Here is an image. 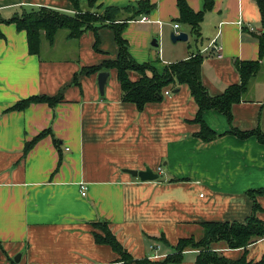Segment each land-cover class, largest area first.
Here are the masks:
<instances>
[{
	"label": "crops",
	"instance_id": "obj_1",
	"mask_svg": "<svg viewBox=\"0 0 264 264\" xmlns=\"http://www.w3.org/2000/svg\"><path fill=\"white\" fill-rule=\"evenodd\" d=\"M138 1L98 0L95 6L101 13L108 6L136 7ZM147 1L154 10L127 21L122 32L137 64L160 73L199 54L201 84L216 96L240 83L236 62L257 61L260 68L247 92L231 107L230 121L214 110L201 114L216 135L203 142L195 137L198 108L187 85L165 88L160 101L138 110L121 100L114 69L105 71L103 94L97 85L100 72L80 73L117 57L111 29L88 31L78 39H68L65 30L64 51L55 55L60 30L52 44L43 41L39 54L30 55L25 32L6 21L40 7L70 14L73 7L67 0H0V264H123L108 245L95 243L91 224L98 221L108 223L130 255L129 264H161L180 239L200 240L202 224L243 223L251 214L248 193L264 188V145L255 136L230 132L264 135V52L259 55L258 46L264 17L255 0H214L197 38L189 26L174 22L176 0ZM186 2L194 12L202 8V0ZM79 3L86 9L87 0ZM142 17L147 21L140 23ZM172 33H185L187 41L172 43ZM40 95L62 100L52 107L34 103L8 111ZM43 131L47 135L24 154L25 143ZM145 168L158 179L141 182L124 173ZM79 183L86 185L84 197ZM256 203L264 222V196ZM151 245L159 248L152 251ZM212 249L231 261L244 251L222 242ZM246 251L247 261L264 260V238ZM197 253L184 251L179 264H194Z\"/></svg>",
	"mask_w": 264,
	"mask_h": 264
},
{
	"label": "trees",
	"instance_id": "obj_2",
	"mask_svg": "<svg viewBox=\"0 0 264 264\" xmlns=\"http://www.w3.org/2000/svg\"><path fill=\"white\" fill-rule=\"evenodd\" d=\"M73 7L74 13H65L49 8L40 7L30 11H23L20 15L12 16L9 24L15 25L17 31H23L26 35L27 50L30 55H38L43 41L52 44L55 35L60 30L68 32V39H78L88 31L95 32L99 28L111 29L114 41L117 46V57L114 60L103 61L100 65L86 67L80 73H98L114 69L121 90V100L135 105L138 110H142L148 103L158 102L162 99V91L167 87L185 84L189 89L190 96L197 105V113L194 122L200 125V130L195 134L196 138L203 142H210L216 138L201 120L204 111L214 110L225 115L228 121L231 120L230 110L234 104L240 103L247 92L250 81L257 74L260 65L255 62H236V67L240 77V83L227 87L219 95L211 96L201 84V63L202 56L199 54L187 60L169 64L162 72H157L149 64H137L128 53L127 42L122 38V32L126 22L134 20L143 15H149L155 8L147 0H140L136 7L118 8L108 6L101 13L95 6L98 0H87L86 9H82L79 0H67ZM259 11L264 17V0H255ZM214 0H202V8L199 12H194L188 6L186 0H176L178 18L174 22L189 26L191 32L198 38L199 27L205 12L213 9ZM122 14L127 17L121 19ZM98 39L95 40V46ZM259 55L264 52V33L258 38ZM137 75L136 80L130 78V74ZM76 79V76L74 80ZM76 81H74L75 83ZM61 95L53 97L40 95L23 99L10 107L8 111H22L34 103H45L50 107L61 102ZM232 134L239 138L255 136L259 143L264 145V135L259 130L249 132H239L231 129ZM47 135L43 131L24 145L23 153H27L33 145ZM252 201V212L241 222H211L202 224L203 237L195 241L192 238L180 239L172 248L173 253L168 255L161 264H179L183 259V252L186 250L198 251L194 264H264V260L250 262L246 260L247 248L259 239L264 238V222L257 217L261 211L256 203L257 196H264V188L248 193ZM93 227V238L95 243L108 245L119 255L123 264H129L132 259L126 250L120 245L112 234L106 221H98L91 224ZM222 242L227 248L243 249V255L235 261L226 259L222 254L212 249L214 243ZM147 263L139 261L136 264Z\"/></svg>",
	"mask_w": 264,
	"mask_h": 264
},
{
	"label": "water",
	"instance_id": "obj_3",
	"mask_svg": "<svg viewBox=\"0 0 264 264\" xmlns=\"http://www.w3.org/2000/svg\"><path fill=\"white\" fill-rule=\"evenodd\" d=\"M170 41L172 43L176 42H185L187 41V35L185 33H178L177 35L172 33L170 35ZM156 39H154L151 43V46L156 47L157 44L155 43ZM108 77V72H100L97 76V85L100 94H103V89L106 84V80ZM124 173L129 174L131 177L139 179L141 182H151L156 181L158 179V174L154 173L149 168H145L143 171H135V170H124ZM19 256H17L14 260L18 262Z\"/></svg>",
	"mask_w": 264,
	"mask_h": 264
},
{
	"label": "built area",
	"instance_id": "obj_4",
	"mask_svg": "<svg viewBox=\"0 0 264 264\" xmlns=\"http://www.w3.org/2000/svg\"><path fill=\"white\" fill-rule=\"evenodd\" d=\"M147 21V18H145V17H142L140 20H139V22L140 23H143V22H146ZM178 28V25H174V29L176 30ZM213 48H214V50L216 51V52H220V50H221V48L220 47H218L217 48V46L216 45H213ZM169 94V91H164V95L166 96V95H168ZM68 149L66 148V151H67ZM79 187H80V194H81V196L82 197H84L85 195H86V185L84 184V183H79ZM150 250H152V251H156L158 248H159V246L158 245H151L150 247ZM158 256H156V255H153V256H151V258H157Z\"/></svg>",
	"mask_w": 264,
	"mask_h": 264
},
{
	"label": "rangeland",
	"instance_id": "obj_5",
	"mask_svg": "<svg viewBox=\"0 0 264 264\" xmlns=\"http://www.w3.org/2000/svg\"><path fill=\"white\" fill-rule=\"evenodd\" d=\"M66 33V31L64 30V31H60L59 33H58V48H57V51L56 52H53V54H55V55H59L60 54V52H62V51H64V47L62 46V44L64 43V41H63V39L61 38L64 34ZM61 50V51H60ZM63 53V52H62Z\"/></svg>",
	"mask_w": 264,
	"mask_h": 264
}]
</instances>
